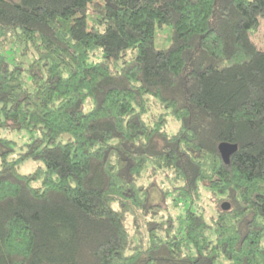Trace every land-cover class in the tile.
I'll use <instances>...</instances> for the list:
<instances>
[{
	"label": "trees",
	"instance_id": "16d2710c",
	"mask_svg": "<svg viewBox=\"0 0 264 264\" xmlns=\"http://www.w3.org/2000/svg\"><path fill=\"white\" fill-rule=\"evenodd\" d=\"M260 20L264 0H0V131L29 134H0V264H264Z\"/></svg>",
	"mask_w": 264,
	"mask_h": 264
},
{
	"label": "rangeland",
	"instance_id": "374dc122",
	"mask_svg": "<svg viewBox=\"0 0 264 264\" xmlns=\"http://www.w3.org/2000/svg\"><path fill=\"white\" fill-rule=\"evenodd\" d=\"M96 1V0H94ZM252 40L257 44V46L261 49H264V20H260V27L258 31L252 36ZM98 58V56L95 57V59ZM169 126L166 128L169 132H174L177 128V124L174 123V121H171V118L167 117ZM1 136H4L8 138L9 140L13 141L16 147L22 146L24 143L28 141L29 134L26 131L21 132H6L1 130L0 131ZM41 163L36 161H24L19 166V172L20 173H28L36 169L38 166H40Z\"/></svg>",
	"mask_w": 264,
	"mask_h": 264
},
{
	"label": "water",
	"instance_id": "95a60500",
	"mask_svg": "<svg viewBox=\"0 0 264 264\" xmlns=\"http://www.w3.org/2000/svg\"><path fill=\"white\" fill-rule=\"evenodd\" d=\"M237 147L235 144L230 143H220L218 145V152L224 163H228L230 156L236 151ZM228 208L227 204H222V209L226 210Z\"/></svg>",
	"mask_w": 264,
	"mask_h": 264
}]
</instances>
